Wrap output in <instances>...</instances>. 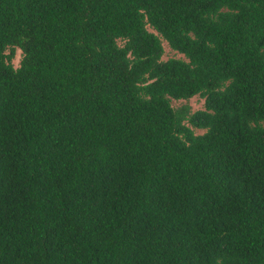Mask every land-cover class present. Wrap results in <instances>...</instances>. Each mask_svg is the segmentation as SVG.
Instances as JSON below:
<instances>
[{"label":"trees","instance_id":"trees-1","mask_svg":"<svg viewBox=\"0 0 264 264\" xmlns=\"http://www.w3.org/2000/svg\"><path fill=\"white\" fill-rule=\"evenodd\" d=\"M0 264H264V0H0Z\"/></svg>","mask_w":264,"mask_h":264},{"label":"rangeland","instance_id":"rangeland-1","mask_svg":"<svg viewBox=\"0 0 264 264\" xmlns=\"http://www.w3.org/2000/svg\"><path fill=\"white\" fill-rule=\"evenodd\" d=\"M149 29L151 31H155L150 26H149ZM162 43L164 46V54L162 56L163 60H167L169 58L186 59L184 54H182V53L174 50L173 48H171L170 45L168 44V42L163 38H162ZM21 57H22V51L20 49H16V55H15V58L13 59V63L16 67H18L20 65ZM183 104H189L192 108V111L200 110V109L204 108V98L200 95H195L189 99H179V100L173 99L172 100V105L174 107H178V106H181ZM194 130L197 134H201V133L205 132L204 129L194 128Z\"/></svg>","mask_w":264,"mask_h":264}]
</instances>
